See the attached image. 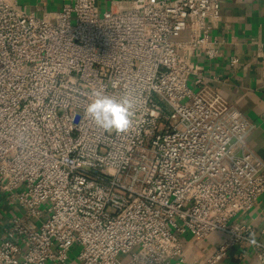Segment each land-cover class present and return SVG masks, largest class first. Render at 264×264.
Instances as JSON below:
<instances>
[{"label":"built area","instance_id":"2783aa9c","mask_svg":"<svg viewBox=\"0 0 264 264\" xmlns=\"http://www.w3.org/2000/svg\"><path fill=\"white\" fill-rule=\"evenodd\" d=\"M41 3L0 0V264H217L241 243L264 264L236 220L264 195V162L197 61L218 54L220 0ZM101 88L134 97L127 133L85 116Z\"/></svg>","mask_w":264,"mask_h":264},{"label":"crops","instance_id":"0c3cea01","mask_svg":"<svg viewBox=\"0 0 264 264\" xmlns=\"http://www.w3.org/2000/svg\"><path fill=\"white\" fill-rule=\"evenodd\" d=\"M62 2L43 0L40 7L54 11ZM210 36L215 39L217 56L211 60L197 56V61L203 66L207 84L217 88L252 126L246 144L264 162V0H220L219 16ZM8 210L0 197V236ZM236 220L253 228L256 238L264 242V195ZM220 238L215 233L203 242L189 240L184 244V256L188 261L201 257ZM217 264L257 262L251 248L241 243L229 249Z\"/></svg>","mask_w":264,"mask_h":264},{"label":"clouds","instance_id":"9594fccd","mask_svg":"<svg viewBox=\"0 0 264 264\" xmlns=\"http://www.w3.org/2000/svg\"><path fill=\"white\" fill-rule=\"evenodd\" d=\"M134 106L135 99L128 93L117 99L102 88L95 89L85 108V116L106 133L124 134L133 127Z\"/></svg>","mask_w":264,"mask_h":264},{"label":"rangeland","instance_id":"374dc122","mask_svg":"<svg viewBox=\"0 0 264 264\" xmlns=\"http://www.w3.org/2000/svg\"><path fill=\"white\" fill-rule=\"evenodd\" d=\"M20 7L26 10H31L34 6H36V0H17ZM45 7V6H44ZM104 7H102V11H104ZM73 253L70 252V254L73 256Z\"/></svg>","mask_w":264,"mask_h":264}]
</instances>
